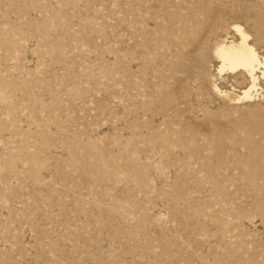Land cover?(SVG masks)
<instances>
[{
    "label": "rangeland",
    "instance_id": "1",
    "mask_svg": "<svg viewBox=\"0 0 264 264\" xmlns=\"http://www.w3.org/2000/svg\"><path fill=\"white\" fill-rule=\"evenodd\" d=\"M234 26L264 57V0H0V264H264Z\"/></svg>",
    "mask_w": 264,
    "mask_h": 264
},
{
    "label": "bare ground",
    "instance_id": "2",
    "mask_svg": "<svg viewBox=\"0 0 264 264\" xmlns=\"http://www.w3.org/2000/svg\"><path fill=\"white\" fill-rule=\"evenodd\" d=\"M235 36L239 41L227 39L215 48V57L219 62V73H236L248 77L250 87L245 89L240 99L252 98V93L258 87L260 76L264 78V57L260 56L256 48L251 44L250 35L241 27L234 26ZM228 96V95H227Z\"/></svg>",
    "mask_w": 264,
    "mask_h": 264
}]
</instances>
